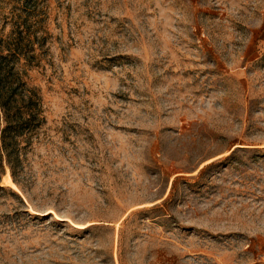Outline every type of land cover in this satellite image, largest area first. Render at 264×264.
Here are the masks:
<instances>
[{"label": "rangeland", "instance_id": "rangeland-1", "mask_svg": "<svg viewBox=\"0 0 264 264\" xmlns=\"http://www.w3.org/2000/svg\"><path fill=\"white\" fill-rule=\"evenodd\" d=\"M0 0L46 122L0 179V264H264V0Z\"/></svg>", "mask_w": 264, "mask_h": 264}, {"label": "trees", "instance_id": "trees-1", "mask_svg": "<svg viewBox=\"0 0 264 264\" xmlns=\"http://www.w3.org/2000/svg\"><path fill=\"white\" fill-rule=\"evenodd\" d=\"M37 7V0H23ZM38 36L25 39L23 31L0 37V179L14 168L29 139L46 122L40 90L29 84L20 63L38 58ZM0 188H4L0 186Z\"/></svg>", "mask_w": 264, "mask_h": 264}]
</instances>
